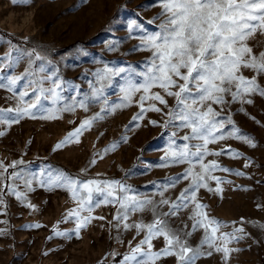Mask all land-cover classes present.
Listing matches in <instances>:
<instances>
[{"label": "rangeland", "instance_id": "1", "mask_svg": "<svg viewBox=\"0 0 264 264\" xmlns=\"http://www.w3.org/2000/svg\"><path fill=\"white\" fill-rule=\"evenodd\" d=\"M160 12L158 0H0V56L9 52L16 55L13 50L31 52L32 70L37 73L35 77L18 81L13 91L0 88V109L23 107L19 93L25 90L29 96L24 100L30 102L34 98L30 79L49 76L64 82L61 100L55 104L50 98L44 100L43 110H33L36 118L25 116L18 123L0 122V133H3L0 135V162L7 167L4 179L0 180V199L3 200L0 204V264H122L124 255L146 235V230L138 234L134 227L125 229L124 223L150 224L157 217L188 246L201 247L205 253L212 251L211 256H201L196 264H264V96H248L251 104L232 102L231 96H226L225 104L212 105L221 113L217 119L227 120L231 116L240 134L247 135L256 145L251 147L242 140L228 138L208 145L214 153L227 150L224 154L203 157L206 164L216 161L220 169L231 170L212 172L225 181L220 184L221 193L205 188L196 193L198 202L206 206L204 211L208 216L226 225L220 233L234 234L228 244L231 251L227 259L223 253L207 245L201 246L204 231L193 230L194 221L190 219L193 203L187 202L175 215H164L169 212L171 202L179 203L180 193L191 184V179L182 178L174 185L167 183L172 178L182 177L189 167L188 163L165 159L170 145L178 148L184 143H200L182 139L190 130L178 127L179 121L165 126L169 120L167 113L176 108L175 98L167 96L160 88H153V93L165 96L167 106L147 100L145 108L155 103L161 111H146L143 119L134 120L140 113L142 92L133 95L130 105L117 107L125 103L120 87L126 73L106 83L102 97L92 96L93 88L100 87L96 73L105 66L134 68L138 73L146 71L151 53L140 50V38L158 30L161 20L155 18ZM133 21L139 27L130 29ZM4 32L11 37L2 34ZM248 43L255 53L264 51V34L257 33ZM36 55L41 59L36 60ZM28 67L29 58L25 56L13 68L6 67L4 74L21 76ZM41 67L43 73L39 72ZM242 72L248 78L255 75L248 69ZM134 80L139 84L143 77L135 76ZM257 80L264 88V75H259ZM51 84L52 80H44L42 86L47 89ZM81 100H85L87 110L78 106ZM74 103L77 106L73 111H57L58 118H41ZM98 113L101 118L82 132L79 142L74 140L56 148L84 120ZM9 115L15 116V112ZM151 121H156V125ZM232 127L226 124L224 132ZM113 144L115 148H111ZM229 151L240 155L233 158ZM14 162L16 167H10ZM194 170L200 171L199 163ZM13 173H18V178H12ZM57 175L81 183L119 181L130 189L128 195L152 203L143 211H129L127 221H123L116 219L123 213L118 203H101L96 207L95 203L103 196L94 193L93 219L77 233L76 217H69L68 213L78 204L66 188L52 183ZM208 183L212 189L217 186L215 181ZM9 186L23 193L24 198L17 199L8 191ZM124 194L117 191L118 196ZM162 200L170 203L162 204ZM28 204L34 207L29 208ZM86 215V211L81 212V216ZM56 232L64 235H56ZM152 245L153 251L166 246L163 237L153 239ZM144 248L147 250V245ZM156 264H178V261L172 256L161 257Z\"/></svg>", "mask_w": 264, "mask_h": 264}, {"label": "snow or ice", "instance_id": "2", "mask_svg": "<svg viewBox=\"0 0 264 264\" xmlns=\"http://www.w3.org/2000/svg\"><path fill=\"white\" fill-rule=\"evenodd\" d=\"M158 6L161 8L160 14L155 18L161 20L158 30L146 33L140 38V50L151 53L146 71L138 73L134 68L105 66L96 73L100 87L93 88L92 96L96 99L102 97L106 83L110 84L113 77L126 73L123 77L124 84L120 87L125 103L117 105V107L130 105L133 95L142 92L139 101L140 113L133 117L134 120L143 119V114L146 111H161L155 103L145 108L144 102L147 100L158 101L167 106L165 96L160 92L153 93V88H160L167 96L175 98L176 108L170 109L167 113L169 120L165 122V126L173 121H179L178 127L190 130V134L183 136L182 139L186 142L196 140L200 143L194 145L184 143L178 148H173L170 145L165 159L170 158L173 163H188L189 167L182 177L172 178L167 183L174 185L182 178L191 179V184L189 188L180 193L177 198L179 203L171 202L169 212L164 215H175L176 210L187 206V202L193 203L194 212L190 219L194 221L193 230L199 228L204 231L201 246L207 245L209 249L223 253L227 259L231 251L228 244L234 238V234L220 233V229L226 225L208 216L204 211L206 206L198 202L196 193L200 188L221 193L220 184L225 182L220 177L212 175L213 171L220 169L217 162L211 161L206 164L203 162V157L222 155L227 150L214 153L208 149L209 144L235 138L248 143L251 147L256 146L247 135L240 134V129L235 127L231 116L227 120L217 119L221 113L217 112L212 105L225 104L226 96H231L232 102L240 101L248 104L252 103L251 99H247L248 96L252 94L264 96V88L259 85L257 80L259 75H264V51L255 53L248 43L257 33L264 34V0H158ZM133 26L139 27L135 21L129 25L130 29ZM13 51L16 52V55L9 52L0 56V88H7L9 91L15 89L18 81L37 75L32 70L33 53ZM25 56L29 58V67L21 76L4 74L6 67L13 68ZM35 59L39 60L41 57L36 55ZM242 69L251 70L255 75L248 78L243 74ZM39 72L43 73L44 68L41 67ZM135 76L143 77L142 83H135ZM44 80H52L51 87L45 89L42 86ZM63 83V81L49 76H44L39 80L30 79L29 87L32 88L34 98L30 102H25L24 98L29 96V92L27 90L20 92V101L24 106L16 109H0V122L6 121L11 124L18 123L19 119L25 116L36 118L33 110H43L44 100L50 98L54 104L61 100L60 90H62ZM172 89L177 90L173 91ZM76 106V103L65 105L62 109L51 111L47 116L41 118H58L57 111H73ZM78 106L87 110L85 100L79 101ZM13 112H15V116H10L9 114ZM99 118L101 117L98 113L93 118L84 120L78 128L58 143L56 148L74 140L79 142L82 132L89 129L93 121ZM151 123L156 125L157 122L151 121ZM226 124L233 126L227 133L224 132ZM174 135L175 133H173ZM115 147V144L111 145V148ZM108 150L105 149V151ZM228 154L233 158H238L240 155L235 151H229ZM95 162V160L92 161L93 164ZM196 163H199L200 171L198 172L194 170ZM247 166L245 164V167ZM10 167L15 168L16 162ZM0 169L3 170L0 171V180H3L7 167L0 162ZM220 170L231 171L228 168ZM235 174L243 175L241 172ZM18 176V173L12 174V178H18ZM209 180L216 182L215 189L209 186ZM227 182L230 183V181ZM52 183L66 188L72 194L73 200L77 202L78 207L68 213L69 217H76L77 233L93 219L91 213L94 193L103 196L102 200L95 203L96 207H99L101 203L105 205L118 203L123 213L118 214L116 219L123 221H127L129 211H143L147 205L152 203L151 200H139L135 195H128L130 189L125 188L119 181L88 180L81 183L63 175H57ZM118 190L125 194L118 196ZM8 191L13 193L17 199L24 198L23 193L15 191L11 186L8 187ZM2 203L3 200L0 199V204ZM161 203L169 204L170 202L162 200ZM28 207L33 208L34 206L28 204ZM82 211H86L88 215L81 216ZM35 227H40V225H35ZM133 227L138 234L146 230V235L139 244L131 248L129 254L124 255L122 264H156V261L161 257L169 256L175 257L178 264H196L201 256L212 255V251L205 253L201 251V247L188 246L187 242L182 241L159 217L150 224L130 225L124 223L125 229ZM236 231L242 232L243 229H236ZM56 235L64 234L56 232ZM158 237H163L166 246L160 251H153L152 240ZM217 241H220L221 244L218 245ZM144 245H147V250Z\"/></svg>", "mask_w": 264, "mask_h": 264}, {"label": "trees", "instance_id": "3", "mask_svg": "<svg viewBox=\"0 0 264 264\" xmlns=\"http://www.w3.org/2000/svg\"><path fill=\"white\" fill-rule=\"evenodd\" d=\"M2 34L6 35V36H8V37H11V35H9V34L6 33V32H4V33H2Z\"/></svg>", "mask_w": 264, "mask_h": 264}]
</instances>
